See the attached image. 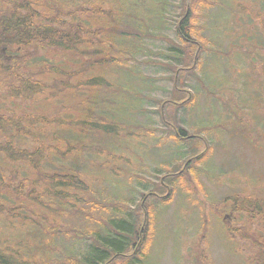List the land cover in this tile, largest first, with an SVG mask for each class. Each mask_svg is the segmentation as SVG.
<instances>
[{"label": "rangeland", "instance_id": "rangeland-1", "mask_svg": "<svg viewBox=\"0 0 264 264\" xmlns=\"http://www.w3.org/2000/svg\"><path fill=\"white\" fill-rule=\"evenodd\" d=\"M39 1L40 4L47 2ZM50 1L54 4L71 2ZM178 1L76 0L82 4L96 3L105 9L126 10L129 16L123 24L137 26L138 34H144L142 40L138 36L121 38L122 47L133 45L137 53L129 63L123 64L128 71L107 73L105 78L112 90L99 95L97 102L101 107L98 117L104 119L111 113L117 122L144 128L140 134L145 140L134 137L137 133L134 128L127 131L122 127L123 131L114 140L116 145L109 143L113 140L107 137L100 138L98 145L102 152L99 156L97 153L86 155V158L101 167L105 165V170H93L95 175L108 176V171H112L137 176L131 181L116 176L96 187V191L104 192V199L115 206L120 205L126 211L134 209L132 211L142 216L137 206L141 194L148 192L151 185H158L152 192L160 195V199L168 196L162 208H149L147 230L149 233L154 230L156 237L144 264H254L256 254L264 250L263 214L257 215L261 221H256L255 212L249 215L243 209L238 211L239 207L234 211L232 199L238 204L246 198L264 201V77H261L264 22L253 21L248 18L253 17L250 13L233 9L234 1L219 2V10H207L199 19L198 26L205 29L200 36L207 39L208 49L206 47L205 53L196 57L197 46L193 47L195 50L184 51L183 42L170 29L175 28L182 15ZM258 2L264 3V0H237L238 4L250 9L256 8ZM43 7L49 12L51 4L49 8ZM167 8L171 10L168 14ZM207 13L211 16L209 20ZM246 15L248 17L240 18ZM260 16L264 20V9ZM204 19L208 20L207 28L201 24ZM170 48L181 53L174 55ZM46 56L56 61L52 54ZM175 60L180 64H173ZM194 62L197 65L193 67ZM178 68L186 70L178 71ZM185 99L189 101L177 105ZM68 101L73 102L71 93ZM187 103L191 105L188 107ZM162 122H168L167 126ZM171 125L194 136L191 153L176 157L179 149L174 147L172 130L175 127ZM149 131L154 132L150 134ZM149 135L158 136L162 145H157L155 140L149 141ZM201 141L206 143V150ZM182 148L180 152L186 153L185 147ZM108 149L113 154L111 157L105 153ZM205 151L203 161L187 165L188 157ZM158 169L162 172L156 173ZM179 169L185 175L172 183L171 177H175ZM166 173L170 176L164 178ZM53 212L50 209L35 213L38 216H33L34 223L26 222L30 224L28 228L1 226L0 231L3 236L16 238L19 247H32L33 256H36L41 251L38 230L55 236L58 245L61 237L69 236L64 227L56 228L49 223ZM80 224L85 226L82 218ZM244 235L252 241H244ZM64 240L68 242L69 239ZM72 244L78 247L77 243ZM84 245L82 242L81 246ZM56 250L51 254L59 259L62 249Z\"/></svg>", "mask_w": 264, "mask_h": 264}, {"label": "trees", "instance_id": "trees-1", "mask_svg": "<svg viewBox=\"0 0 264 264\" xmlns=\"http://www.w3.org/2000/svg\"><path fill=\"white\" fill-rule=\"evenodd\" d=\"M46 1L40 4L39 0H0V228H28L27 223L33 224V216H38L35 213L53 209L49 223L56 228L64 227L69 236L61 237L58 245L55 236L38 230L41 251L33 256L32 247H19L16 238L3 236L1 230L0 264H144L156 237L154 230L150 233L147 230L149 208H162L168 196L160 199V195L152 192L158 185H151L148 192L141 194L137 206L142 216L132 211L134 209L126 211L120 205L115 206L105 200V193L99 194L96 187L116 176L128 181L137 176L112 171H108V176L95 175L93 170L103 169L105 165L101 167L86 158V155L97 153L99 156L102 152L98 145L100 138L107 137L113 140L109 143L116 145L114 140L126 128L127 131L134 128L137 131L134 137L145 140L140 134L144 128L117 122L111 113L105 112L104 119L98 117L101 107L97 102L99 95L112 90L105 78L107 73L128 71L123 64L129 63L137 53L133 45L122 47L121 38L138 36L142 40L144 34H138L137 26L123 24L129 16L126 10L108 6L105 9L96 3L82 4L76 0L55 4ZM231 1L236 5L233 9H241L254 17L240 18L264 22L260 16L263 2L255 3L256 8L250 9L237 0L178 1L182 15L175 28L170 29L183 42L184 51L195 50L193 47L197 46L196 57L205 53L207 39L200 36L205 29L198 26L199 19L207 10H219V2ZM50 4L49 12H45L43 6L49 8ZM169 11L167 8L166 13ZM206 17L211 18L208 13ZM208 20L201 23L206 28ZM170 50L174 55L181 53L175 52L176 48ZM47 54H52L56 61L48 59ZM172 63L180 64L177 60ZM188 101L181 100L177 105ZM190 105L187 103L188 107ZM165 123L168 122H162L167 126ZM171 126L175 127L171 129L174 147L179 149L176 157L191 153L194 136ZM149 136V141L162 145L158 136ZM189 139L193 140L189 143ZM201 142L206 150V143ZM182 147L186 153L180 152ZM105 153L113 155L109 149ZM206 154L205 151L198 156L191 155L186 159L187 165L200 163ZM159 172L162 169L156 170ZM184 175V171L177 170L175 177H171L172 183ZM167 176L170 175L166 173L164 178ZM232 200L234 211L239 207L238 211L243 209L249 215L259 212L264 217L263 200L246 198L239 204ZM80 218L85 226L80 224ZM44 228L46 230V226ZM250 228L251 225L247 233ZM72 243H77L78 247ZM54 249L61 251L59 259L51 254Z\"/></svg>", "mask_w": 264, "mask_h": 264}, {"label": "flooded vegetation", "instance_id": "flooded-vegetation-1", "mask_svg": "<svg viewBox=\"0 0 264 264\" xmlns=\"http://www.w3.org/2000/svg\"><path fill=\"white\" fill-rule=\"evenodd\" d=\"M260 213L259 212H255V215H254V217L256 218L255 220L257 221H261L260 219H258L259 218V216H257V215H259ZM257 228V227H256ZM259 229H257L256 230V233H257V231H258ZM244 241H252V240H250L249 239V237L247 236V235H244ZM251 255V254H250ZM257 256H256V259H258V261H256V263H254V264H264V250L263 249H260V251L256 254ZM245 256H247V255H245ZM252 256H255V255H252ZM244 264H253L252 262H244Z\"/></svg>", "mask_w": 264, "mask_h": 264}]
</instances>
